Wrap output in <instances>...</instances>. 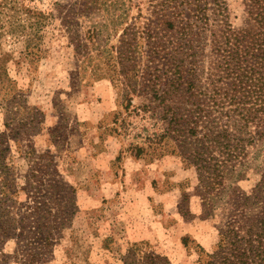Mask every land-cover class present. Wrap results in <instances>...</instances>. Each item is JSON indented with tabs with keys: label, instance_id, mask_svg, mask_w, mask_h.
Returning a JSON list of instances; mask_svg holds the SVG:
<instances>
[{
	"label": "rangeland",
	"instance_id": "obj_1",
	"mask_svg": "<svg viewBox=\"0 0 264 264\" xmlns=\"http://www.w3.org/2000/svg\"><path fill=\"white\" fill-rule=\"evenodd\" d=\"M0 264H264V0H0Z\"/></svg>",
	"mask_w": 264,
	"mask_h": 264
}]
</instances>
